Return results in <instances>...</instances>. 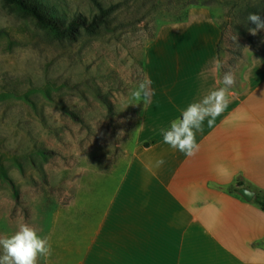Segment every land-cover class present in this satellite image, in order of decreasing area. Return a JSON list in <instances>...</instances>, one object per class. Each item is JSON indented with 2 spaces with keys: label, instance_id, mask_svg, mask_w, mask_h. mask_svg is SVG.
<instances>
[{
  "label": "rangeland",
  "instance_id": "1",
  "mask_svg": "<svg viewBox=\"0 0 264 264\" xmlns=\"http://www.w3.org/2000/svg\"><path fill=\"white\" fill-rule=\"evenodd\" d=\"M41 1L66 20L91 17L94 1L116 6L108 28L57 36L0 0V236L27 223L48 237L78 197L81 175L125 167L147 107L141 102L125 109L140 81L152 82L147 108L160 112L158 122L171 121L186 105L176 96L178 78L189 75L185 89L195 91L196 76L208 73L203 42L187 41L186 47L182 40V33L190 29L194 37L198 28L192 14L189 24L180 23L190 11L204 10L197 17L221 30V75L231 70L242 77L256 57L264 64V31L251 35L254 25L247 20L251 9L264 14V0ZM161 26H167L161 40L145 57ZM58 255L39 264H53Z\"/></svg>",
  "mask_w": 264,
  "mask_h": 264
},
{
  "label": "crops",
  "instance_id": "2",
  "mask_svg": "<svg viewBox=\"0 0 264 264\" xmlns=\"http://www.w3.org/2000/svg\"><path fill=\"white\" fill-rule=\"evenodd\" d=\"M202 11L180 22L189 24L192 14L198 28L194 37L190 29L182 33L183 43L203 42L201 55L207 51L208 73L193 78L198 90L185 89L189 75L178 78L176 96L186 105L172 120L158 122L160 112L148 104L125 167L81 175L78 197L48 236L59 253L53 264H264V209L255 201L264 194V64L253 58L235 76L240 83L229 90L228 107L213 128L206 120L197 134L195 157L173 150L161 134L191 103L223 87V75L210 71L220 60L221 30L198 18ZM161 158L164 165L156 167ZM218 164L231 170L230 178L217 175ZM241 187L253 192L250 200L238 193Z\"/></svg>",
  "mask_w": 264,
  "mask_h": 264
},
{
  "label": "clouds",
  "instance_id": "3",
  "mask_svg": "<svg viewBox=\"0 0 264 264\" xmlns=\"http://www.w3.org/2000/svg\"><path fill=\"white\" fill-rule=\"evenodd\" d=\"M247 20L254 25L249 29L251 35L255 36L258 32L264 31V14L250 13ZM244 49L249 51L247 47ZM223 66V62L217 58L210 71L213 74L219 73ZM151 83L150 79L140 81L137 87L130 91L125 109L141 102L144 106L150 104L151 97L154 95ZM220 83L223 87L211 91L199 102L191 103L182 112L180 118L172 121L168 129L162 130L161 134L165 144L188 158H193L198 154L200 145L197 142V134L203 133L206 120L207 127L213 128L217 117L221 116L228 107L229 90L236 83L234 72L231 70L224 72ZM164 163L163 158L158 159L156 167H161ZM215 170L218 176L225 179L232 175L231 170L223 164H218ZM51 255L50 238L40 236L38 230L27 223L19 225L17 231L10 236H0V264H39L41 258L47 261Z\"/></svg>",
  "mask_w": 264,
  "mask_h": 264
},
{
  "label": "trees",
  "instance_id": "4",
  "mask_svg": "<svg viewBox=\"0 0 264 264\" xmlns=\"http://www.w3.org/2000/svg\"><path fill=\"white\" fill-rule=\"evenodd\" d=\"M6 5L17 8L23 13L28 14L32 21L41 27H44L57 36L65 35L66 33L78 32L80 29L91 31L93 28L103 26L108 28L110 15L116 5L103 7L98 1H94L97 11L91 16L86 17L82 14H75L69 20L58 15L55 10L41 0H3ZM257 13L255 9H251ZM15 199L18 198V191L11 180L7 177ZM255 201L264 209V194L256 196Z\"/></svg>",
  "mask_w": 264,
  "mask_h": 264
},
{
  "label": "water",
  "instance_id": "5",
  "mask_svg": "<svg viewBox=\"0 0 264 264\" xmlns=\"http://www.w3.org/2000/svg\"><path fill=\"white\" fill-rule=\"evenodd\" d=\"M238 193L247 201L253 197V192L245 187L239 188Z\"/></svg>",
  "mask_w": 264,
  "mask_h": 264
}]
</instances>
